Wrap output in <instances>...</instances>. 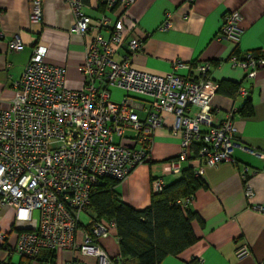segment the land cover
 I'll return each mask as SVG.
<instances>
[{
  "label": "built area",
  "instance_id": "obj_1",
  "mask_svg": "<svg viewBox=\"0 0 264 264\" xmlns=\"http://www.w3.org/2000/svg\"><path fill=\"white\" fill-rule=\"evenodd\" d=\"M134 1L101 0L107 11L117 6L125 11ZM41 2L31 1L34 23L41 20ZM64 2L74 19L69 32L87 38L79 67L82 88H65V69L45 61L44 45L33 46L21 76L12 81L14 95L9 106H0V208L12 207L19 222H30L34 213L37 215L36 225L18 235L17 256L35 260L44 249L68 250L74 256L67 264H86L77 254L95 258L96 264H116L99 245L111 235L114 224L88 217L90 196L101 182L121 184L134 168L149 161L153 137L164 114L173 117L172 132L180 138L179 154L169 161L172 174H179L181 164L193 159L206 166L234 162V150L241 147L235 138L232 113L214 123L211 100L219 84L209 79L208 63L177 60L165 75L136 69L132 57L142 44L137 38L125 41L127 28L121 18L113 22L104 14L92 19L82 0ZM240 23V12L225 14L218 40L237 45ZM169 27L166 20L161 29ZM122 46V59L117 62L114 57ZM7 48L20 52L24 45L14 37ZM231 62L246 72L247 79L264 68V57L251 54L243 60L234 57ZM111 89L124 93L121 100L111 99ZM239 93L245 95L246 91L240 88ZM140 113H144L143 119ZM247 172L244 168L240 175L244 195L250 200L253 191ZM195 174L201 176L200 171ZM163 188L162 179L151 182L153 193ZM192 199L176 204L186 209ZM82 213L88 217L89 232L79 228ZM249 253L243 246L236 255L242 259Z\"/></svg>",
  "mask_w": 264,
  "mask_h": 264
},
{
  "label": "crops",
  "instance_id": "obj_2",
  "mask_svg": "<svg viewBox=\"0 0 264 264\" xmlns=\"http://www.w3.org/2000/svg\"><path fill=\"white\" fill-rule=\"evenodd\" d=\"M32 0H0V106L7 108L13 98V80L18 79L36 43L46 47L45 61L65 69V88L80 90L83 77L79 67L83 63L87 38L69 32L73 16L64 0H42L41 20L32 22ZM101 0H87L84 11L92 19L107 15L115 22L122 19L126 26L125 41L137 38L141 50L132 57V66L150 73L165 75L179 60L183 63H208L209 79L226 87L236 84L237 92L229 97L217 92L211 107L214 123L219 124L232 113L237 128L235 138L241 148L234 150V162L206 166L193 159L183 162L179 174L170 172L169 161L180 150V138L173 134L174 119L163 115L161 126L155 131L149 161L133 169L127 179L116 187L122 202L133 209L143 210L150 204L151 182L162 179L168 185L181 177L186 169L200 171L201 187L193 195L188 210L196 214L191 228L196 242L175 256H168L159 264H260L264 262V68L252 79L234 66L232 58L243 60L246 55L264 57V0H136L124 11L120 6L105 10ZM231 11L241 14L238 44L218 40L223 17ZM169 20L170 27L161 29ZM107 37V34H104ZM20 38L24 48L9 52L7 43ZM125 46L114 59H122ZM237 51V56L233 51ZM242 88L245 95L239 93ZM113 101L124 93L111 89ZM138 98V97H137ZM140 99V98H138ZM140 101H146L140 100ZM250 104V110L245 106ZM196 109L193 108L192 112ZM247 111V112H245ZM144 118V113H140ZM256 152L261 156H255ZM247 168V182L253 196L247 200L241 172ZM258 208L262 210L259 211ZM14 209L0 208V264H67L74 256L68 250H41L35 260L17 256L14 252L18 235L36 225L34 213L30 222L15 220ZM81 241V233L77 235ZM106 254L116 259L119 248L116 231L99 241ZM246 246L247 257L237 258V251ZM51 253V254H50ZM49 257H51L49 259ZM86 264H96L93 257L77 254Z\"/></svg>",
  "mask_w": 264,
  "mask_h": 264
},
{
  "label": "trees",
  "instance_id": "obj_3",
  "mask_svg": "<svg viewBox=\"0 0 264 264\" xmlns=\"http://www.w3.org/2000/svg\"><path fill=\"white\" fill-rule=\"evenodd\" d=\"M82 2L86 5L87 0ZM101 5L105 8L103 3ZM255 54L254 57H260L258 51ZM233 55L237 56L236 50ZM227 85H219L217 92L233 97L238 87L236 84ZM249 108L250 104L246 110L249 111ZM201 183L200 177L191 168L186 169L180 178L164 184L161 192H152L148 207L136 210L120 200L116 191L118 182L105 180L92 192L87 214L94 220L114 224L119 248V256L114 259L116 264H159L196 242L191 221L197 216L187 208L182 209L176 201L193 196ZM79 228L90 231L88 224H81ZM48 263L51 264L50 260Z\"/></svg>",
  "mask_w": 264,
  "mask_h": 264
},
{
  "label": "rangeland",
  "instance_id": "obj_4",
  "mask_svg": "<svg viewBox=\"0 0 264 264\" xmlns=\"http://www.w3.org/2000/svg\"><path fill=\"white\" fill-rule=\"evenodd\" d=\"M88 217H86V215L84 213L81 214V223L82 224H86L88 223Z\"/></svg>",
  "mask_w": 264,
  "mask_h": 264
}]
</instances>
